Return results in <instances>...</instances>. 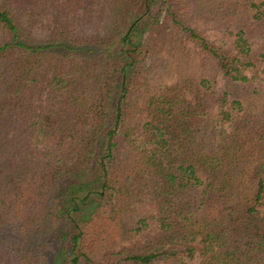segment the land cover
Returning a JSON list of instances; mask_svg holds the SVG:
<instances>
[{
  "label": "trees",
  "instance_id": "obj_1",
  "mask_svg": "<svg viewBox=\"0 0 264 264\" xmlns=\"http://www.w3.org/2000/svg\"><path fill=\"white\" fill-rule=\"evenodd\" d=\"M262 207L264 0H0V264H264Z\"/></svg>",
  "mask_w": 264,
  "mask_h": 264
},
{
  "label": "rangeland",
  "instance_id": "obj_2",
  "mask_svg": "<svg viewBox=\"0 0 264 264\" xmlns=\"http://www.w3.org/2000/svg\"><path fill=\"white\" fill-rule=\"evenodd\" d=\"M208 6H204V10ZM200 10V14H201ZM204 16H207L204 14ZM208 23L209 28H212L214 25V21L208 17ZM202 23V22H201ZM212 30L208 31L209 34L213 35L214 33L211 32ZM137 41H139V37L137 35ZM142 42L145 41L146 34L142 33ZM136 40V39H135ZM121 49V46L118 48H112V52H117ZM158 58H160L161 62L163 63L164 69H168L172 75L174 76H181V74L189 77L194 78L196 83H199L202 79H208L211 80L213 83L215 82L214 73L212 70L206 66H203L202 62L197 59V57L193 54L191 50H177V49H167L163 50L160 54L157 55ZM212 83V84H213ZM214 89H220L221 83L213 84ZM213 90V89H212ZM215 126V123H214ZM213 127V126H211ZM62 199V198H61ZM61 199L58 201L61 202ZM63 206V204H62ZM88 210V208H87ZM261 211L264 213V207L261 208ZM89 214V211H87V215ZM187 264H199V258L198 254H196L194 257H188L186 258Z\"/></svg>",
  "mask_w": 264,
  "mask_h": 264
}]
</instances>
